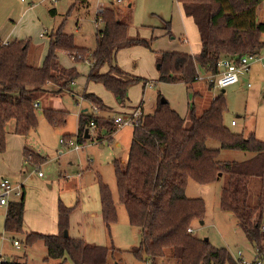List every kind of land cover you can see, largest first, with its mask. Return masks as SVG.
Listing matches in <instances>:
<instances>
[{"label": "trees", "instance_id": "obj_1", "mask_svg": "<svg viewBox=\"0 0 264 264\" xmlns=\"http://www.w3.org/2000/svg\"><path fill=\"white\" fill-rule=\"evenodd\" d=\"M185 5L198 28L201 50L198 54L182 51H158L157 62L160 80L192 83L198 80L199 70L207 74L219 71L222 56H239L259 53L264 47V22L258 20V8L264 0H178ZM53 12V10H51ZM97 20L104 24L97 33V46L76 45L74 35L62 26L52 34L49 52L40 65L29 62L31 43L15 39H0V153L6 151L7 126L12 121L14 132L27 135L37 126L38 119L33 103L45 92L71 91L79 78L76 67L60 63L58 52L64 50L76 58V53H89L88 81L102 83L113 92L118 102L125 105L132 85L149 81L129 74L117 62L118 52L127 47L145 45L150 41L129 35V23L118 17L114 7L99 10ZM172 35L171 22L166 24ZM81 57V54L79 55ZM78 61V60H77ZM107 68L106 70H104ZM84 97L102 110L110 108L94 92ZM141 105V104H139ZM228 103L221 92L210 106L198 115L195 107L189 111V123L167 101L161 99L153 113H144L140 124L134 126L127 161L114 160L120 201L126 206L130 221L142 228V241L134 251L140 260L157 264V259L172 251L177 264H243L226 247H217L210 240L197 237L189 231L194 221L204 220L206 202L203 198L187 195L190 179L206 184L227 176L220 196V208L231 212L247 238L264 255V140L255 133L244 135L233 131L225 123ZM50 122L61 124L67 112L46 109ZM78 136L87 138L91 121L103 131L114 134L118 127L114 118H101L81 113ZM90 129V128H89ZM104 129V130H103ZM90 133V131H89ZM91 137V136H90ZM216 140L219 148L209 147L207 141ZM221 149L249 152L242 160L220 159ZM221 175L219 176V174ZM261 179V188L251 200V181ZM103 218L108 226L117 219L116 205L109 185L99 177ZM26 192L11 201L5 214V228L17 234L23 232ZM71 208L59 204V232L47 234L27 233V243L43 240L48 257L73 264H108L111 246L88 243L82 237L65 236L70 222ZM69 230V229H68ZM0 264H27L26 261L7 259Z\"/></svg>", "mask_w": 264, "mask_h": 264}, {"label": "rangeland", "instance_id": "obj_2", "mask_svg": "<svg viewBox=\"0 0 264 264\" xmlns=\"http://www.w3.org/2000/svg\"><path fill=\"white\" fill-rule=\"evenodd\" d=\"M81 1L0 0V36H8L12 41H30L32 49L29 62L34 65L39 64V61L44 62L49 52L50 34L61 26L65 32L74 35L76 45L93 51L97 46L98 30L104 26L101 20H97V13L101 9L114 7L118 17L129 23L130 36L150 41V47L135 45L121 49L117 54V62L123 70L143 76L149 83L132 85L126 104L121 105L113 92L102 83L88 81L90 52L76 53L77 59L74 60L66 51H60V63L68 68L78 66L82 73L79 78L81 84L72 87L74 92L67 91L60 95L43 93V104L35 108L37 126L27 135L21 136L11 131L14 125L12 121L7 126V148L0 155V181L8 176L15 185L25 186L27 209L24 229L27 231L17 234L7 231L5 214L8 205L0 204V254L10 260L21 259L27 264H73L70 259L61 262L48 257V249L43 240L27 243V233L30 231L58 233L57 213L61 203L71 208L68 229L72 236L82 237L88 243L111 246L108 264H151L140 260L134 251L141 244L142 228L130 221L127 208L120 201L113 163L115 159L127 161L134 125L117 126L114 134L103 132L104 138L99 139L101 127L89 124L91 137L78 142L81 113L112 119L123 106L121 112L126 116L129 112L124 115L123 111L131 108L127 105L128 101L134 105L143 103V112L153 113L159 100L165 98L189 123L192 107L201 115L210 106L212 99L225 89L228 103L225 123L233 131L245 135L255 130L264 139V70L259 61L253 63L261 68L252 79L257 85L261 82L263 93L262 97L257 96L255 102H250L249 96L254 88H247L244 76L239 83L225 88L215 85L201 69L199 73L202 78L189 84L181 80L162 81L157 62L158 51L196 54L201 50L195 21L193 17L181 14L178 0H88V8L83 7ZM82 3L86 4L85 1ZM32 5L34 7L30 8ZM53 8L57 9L56 14L51 11ZM258 20L264 22V1L259 6ZM168 21L171 22L175 38L164 34ZM183 36L188 37V43L181 41ZM260 55L264 56V47ZM84 89L96 93L117 111L102 110L97 104L90 103L84 97L87 92H83ZM250 106L256 108L252 111ZM48 108L61 110V115L67 112L66 120L61 124L50 122L45 113ZM232 120L236 121V126L231 125ZM61 138H72V141L80 145V149L61 142ZM207 144L213 148L220 147V143L213 139H209ZM24 147L33 151H27V154H32L29 161L26 160ZM250 156L249 152L241 150L221 149L220 159L242 160ZM40 171L43 176H39ZM99 177L109 185L116 205L117 219L110 226L103 218ZM226 182V175L206 184L189 180L187 195L203 198L206 202L203 223L194 221L192 224L194 234L203 239L208 238L217 247H226L234 257L241 250L245 258L252 260L256 254L255 246L238 225L236 217L220 208V196ZM260 188L261 179L253 178L250 186L252 201ZM15 239L21 242V248L14 244ZM172 253L169 251L166 257L157 259V264H177Z\"/></svg>", "mask_w": 264, "mask_h": 264}, {"label": "built area", "instance_id": "obj_3", "mask_svg": "<svg viewBox=\"0 0 264 264\" xmlns=\"http://www.w3.org/2000/svg\"><path fill=\"white\" fill-rule=\"evenodd\" d=\"M122 1V0H118ZM184 42L188 41V37L183 38ZM256 61H259L261 63V67L264 70V56L260 55L259 53H245L243 55L239 56H222L218 61V68L219 71L216 74H208L207 78L215 83V85H218L220 87H227L232 84H236L241 80V72L247 71L250 69L252 64ZM202 78L200 73L197 74V79ZM149 83V82H148ZM151 85H153V82H150ZM42 102L40 99H35L33 106L34 108L41 107ZM98 110V108H96ZM144 115L143 107L142 105H139L137 108L132 109L126 116H116L114 118V122L118 127H122L127 124H131L134 126H138L140 124L141 118ZM236 123L235 120L232 121V124L234 125ZM91 126H96L95 121H91ZM70 140H66V138H61V142L67 143L70 146H74L76 149H80V145L77 142ZM78 142H80L78 136H77ZM39 176H43V173L40 171ZM0 204L2 205H8L10 202V198L12 196H18L20 197L23 193L21 186H14L9 178L4 177L0 181ZM189 231L194 233L195 229L193 226L189 228ZM262 234L264 235V223L261 226ZM14 244L21 248V242L17 239L14 240ZM235 258H238L241 260L243 264H264V255L256 249V254L252 260L247 259L244 257V254L241 250L237 252V256ZM7 257H4L0 254V263L3 261H6Z\"/></svg>", "mask_w": 264, "mask_h": 264}, {"label": "crops", "instance_id": "obj_4", "mask_svg": "<svg viewBox=\"0 0 264 264\" xmlns=\"http://www.w3.org/2000/svg\"><path fill=\"white\" fill-rule=\"evenodd\" d=\"M83 1H85L86 2V4H84V3H82ZM179 2V1H178ZM81 4L83 5V7H86V8H88V0H82L81 1ZM179 4H180V6H181V14L183 13V14H186L187 15V12H186V9H185V5L184 4H182L181 2H179ZM260 6V5H259ZM32 7H34L33 5L30 7V8H32ZM53 10V13L54 14H56L57 13V9L56 8H53L52 9ZM189 16V15H188ZM258 16H259V8H258ZM192 17V16H191ZM165 32H164V34H167V29H166V25H165ZM172 30V29H171ZM197 31H198V28H197ZM54 33V31L50 34V41H51V35ZM68 33V32H67ZM198 33H199V31H198ZM41 36H44V34L43 33H41ZM199 36H200V34H199ZM185 37H187V36H185ZM171 38H175V36H174V34L172 33V35H171ZM183 38H184V36L181 38V41H183ZM0 39H1V41L2 42H10V41H12V40H10L9 38H8V36H6V37H2V36H0ZM184 42V41H183ZM189 42V39H188V41H187V43ZM31 48H32V45H31ZM184 52V51H183ZM200 52V51H199ZM198 52V53H199ZM68 54H69V56L71 57V58H73L74 59V56L73 55H71L69 52H67ZM188 53V52H187ZM198 53H196V54H198ZM190 54H194L195 55V53H190ZM58 55H59V57H60V51L58 52ZM38 56V55H37ZM75 60V59H74ZM43 63H40V61H39V64H37V65H42ZM62 64V63H61ZM63 65V64H62ZM64 66V65H63ZM73 66V65H72ZM74 67H76L75 65H74ZM78 67V66H77ZM76 67V68H77ZM78 69V68H77ZM107 68H105L104 70H106ZM258 70H261V68H260V66L259 65H256V64H252V66L250 67V69L249 70H247V71H243V72H241V78H242V76H244V77H246V80H247V88H254V89H252L251 90V93H250V102H255L256 101V99H258L257 98V96H259V97H262V88H261V82L257 85V82L255 83L254 82V80L252 79L253 78V76H255V74L257 73V71ZM79 71V70H78ZM125 71V70H124ZM80 72V71H79ZM127 73H129V74H132V73H130V72H128V71H126ZM89 73V72H88ZM80 74H82L81 72H80ZM79 78H80V76H79ZM79 78L73 83V85H72V87H74V86H79L81 83H80V80H79ZM241 81V80H240ZM239 81V82H240ZM252 81H253V83H252ZM238 82V83H239ZM256 84V85H255ZM233 85V84H232ZM255 85V86H254ZM254 86V87H253ZM52 91L51 92H49V93H51V94H54L55 95V93L57 94L58 92H54L53 90H56V89H51ZM224 91H225V89H223ZM84 91H87L86 89H84L83 90V92ZM223 91V92H224ZM69 92H74V91H72V89H71V91H69ZM59 94V93H58ZM61 94V93H60ZM59 94V95H60ZM62 94H64V93H62ZM40 97H41V95H40ZM40 100H41V102H42V104H43V101H44V98L43 97H41L40 98ZM213 100V99H212ZM104 101V100H103ZM129 103H127V105L128 106H130L131 108H129L127 111H123V113H124V115L125 114H127L128 112H130L132 109H134V108H137L138 106H139V104H133L132 102H130V101H128ZM212 102V101H211ZM140 104H142L143 105V103H140ZM109 106V105H108ZM110 108H108V109H106V111H111L112 109L113 110H115V111H117V109H115V107H111V106H109ZM122 107V109L121 110H123V106H121ZM254 108H256V107H254ZM253 107H251L250 106V109L252 110V109H254ZM246 109H248V105L246 106ZM121 110L120 111H117V112H119L118 114H117V116H119V115H122V112H121ZM253 111V110H252ZM197 112V111H196ZM123 116V115H122ZM110 118V117H109ZM115 118V117H114ZM113 119V118H112ZM233 121V120H232ZM232 121H231V125L232 126H236L237 125V123H235L234 125L232 124ZM104 130V129H103ZM11 131H13L14 132V126H13V128H12V130ZM103 132H106V129L103 131ZM15 133V132H14ZM250 133H255L256 134V131L254 130H252V131H250ZM249 133V134H250ZM15 134H17V133H15ZM244 134V133H243ZM248 134V135H249ZM11 135H14V134H11ZM17 135H20V134H17ZM245 135V134H244ZM257 135V134H256ZM8 136H9V134H7V138H6V141L8 140ZM21 136H23V135H21ZM258 136V135H257ZM260 139H263L261 136H258ZM264 140V139H263ZM6 148H7V145H6ZM24 154H25V156L27 157V159L26 160H31V158H32V154H31V152H33V151H31L30 149H28V148H25L24 147ZM27 151H31L29 154H27ZM5 153V152H4ZM4 153H0V155H3ZM34 161V160H33ZM125 162V161H124ZM5 177H7V178H9L10 179V177H8V176H5ZM4 178V177H3ZM220 178H221V176H220ZM10 181L12 182V184L14 185V186H16V187H18L17 185H15L14 183H13V181L10 179ZM22 186V190H23V187H25L23 184H21ZM0 190H1V188H0ZM25 192H26V190H25ZM16 198H18V196H12L11 198H10V202L11 201H13L14 199H16ZM9 202V203H10ZM9 205V204H8ZM26 209H27V207H26ZM26 209H25V212H26ZM57 216H58V213H57ZM57 220H58V217H57ZM24 223H25V213H24ZM23 230H24V232H26L27 230H25L24 229V227H23ZM57 230H58V232H59V224H58V226H57ZM18 261H22L23 262V260H21V259H18Z\"/></svg>", "mask_w": 264, "mask_h": 264}, {"label": "water", "instance_id": "obj_5", "mask_svg": "<svg viewBox=\"0 0 264 264\" xmlns=\"http://www.w3.org/2000/svg\"><path fill=\"white\" fill-rule=\"evenodd\" d=\"M161 102H162V103H166L167 100H166L165 98H162V99H161ZM89 131H90V129L88 128V129H87V135H86L87 138L90 137V133H89ZM220 175H221V173L219 174V176H220ZM203 221H204V220H202L201 223H203ZM64 234H65V236H68V235H69V230H68V229H65ZM206 240H209V239L206 238Z\"/></svg>", "mask_w": 264, "mask_h": 264}]
</instances>
